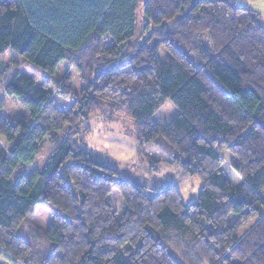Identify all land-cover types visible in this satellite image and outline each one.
Here are the masks:
<instances>
[{
	"label": "trees",
	"instance_id": "trees-1",
	"mask_svg": "<svg viewBox=\"0 0 264 264\" xmlns=\"http://www.w3.org/2000/svg\"><path fill=\"white\" fill-rule=\"evenodd\" d=\"M140 8L150 35L130 45ZM9 49L50 79L66 61L83 85H63L58 97L74 100L62 110L49 84L0 64V109L8 99L24 110L0 116V264H264L259 13L234 0H0ZM167 100L175 117L152 122ZM103 107L132 120L140 153L151 143L200 181L195 200L174 185L149 196L94 157L82 124ZM45 137L53 149L30 170ZM36 204L53 213L47 227L27 220Z\"/></svg>",
	"mask_w": 264,
	"mask_h": 264
},
{
	"label": "rangeland",
	"instance_id": "rangeland-1",
	"mask_svg": "<svg viewBox=\"0 0 264 264\" xmlns=\"http://www.w3.org/2000/svg\"><path fill=\"white\" fill-rule=\"evenodd\" d=\"M141 1L143 2L144 0ZM234 2L240 6L250 8L259 13V15L262 14V17H264V0H234ZM143 20L140 8L136 11V34L134 40L130 42V45L136 42L140 44L150 35L149 32L145 34L141 30ZM260 22L264 25V18H260ZM110 42L111 40L108 37L106 43ZM132 54L131 52H127L128 57ZM165 56V51L160 49V62L165 61ZM1 63H14L18 66L20 71L34 78L37 82L49 84L48 89L51 91L54 103L62 110H68L74 100V96H70L68 99L58 97V93L62 92L61 89L63 85L66 84L77 92L83 85L77 75L75 67L66 61H61L58 64L53 78L51 79L39 70L28 67L24 61L10 49L0 54V64ZM39 83L37 86H39ZM75 94L76 93H74V95ZM176 113L177 109L173 103L167 100L154 112L151 116V121H169L175 117ZM22 114H24L23 108L15 101L5 99V106L0 109V116L9 119L16 118ZM82 125L86 126L89 130V132L83 134V139L87 149L92 152L94 157L103 164L115 169L122 178L145 187L144 192L147 195L151 196L153 194L151 190L153 188L174 185L184 202L189 203L195 200L200 188V181L196 178L188 177L177 166L163 161V154L156 150L151 143L146 145L144 153H140L138 151L135 127L132 120L119 116L115 117L103 107L101 112L90 116ZM246 133L247 132L244 134ZM1 145L6 149L7 153H10L11 147L8 148V145L3 140ZM51 149H53V145L48 137H45L42 140L40 152L29 166V169H39L50 155ZM222 174L234 187L242 183L239 175L235 173L227 163L222 166ZM27 220L30 224L39 227H47L53 220V213L42 204H36L32 214L27 217ZM244 231L245 228L243 229V232ZM21 232L25 237H28V230L26 228Z\"/></svg>",
	"mask_w": 264,
	"mask_h": 264
},
{
	"label": "crops",
	"instance_id": "crops-1",
	"mask_svg": "<svg viewBox=\"0 0 264 264\" xmlns=\"http://www.w3.org/2000/svg\"><path fill=\"white\" fill-rule=\"evenodd\" d=\"M261 16H260V18H264V17H262V14H260Z\"/></svg>",
	"mask_w": 264,
	"mask_h": 264
}]
</instances>
